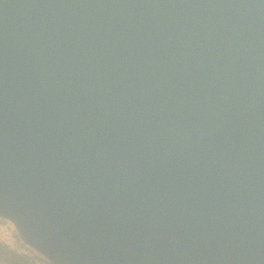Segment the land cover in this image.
Here are the masks:
<instances>
[{
    "label": "water",
    "instance_id": "water-1",
    "mask_svg": "<svg viewBox=\"0 0 264 264\" xmlns=\"http://www.w3.org/2000/svg\"><path fill=\"white\" fill-rule=\"evenodd\" d=\"M0 217L52 264H264V0H0Z\"/></svg>",
    "mask_w": 264,
    "mask_h": 264
},
{
    "label": "built area",
    "instance_id": "built-area-1",
    "mask_svg": "<svg viewBox=\"0 0 264 264\" xmlns=\"http://www.w3.org/2000/svg\"><path fill=\"white\" fill-rule=\"evenodd\" d=\"M0 246L11 254L26 259L33 258L40 261V264H52L44 257L39 255L35 250L26 245L16 234L12 223L5 218L0 217Z\"/></svg>",
    "mask_w": 264,
    "mask_h": 264
},
{
    "label": "rangeland",
    "instance_id": "rangeland-1",
    "mask_svg": "<svg viewBox=\"0 0 264 264\" xmlns=\"http://www.w3.org/2000/svg\"><path fill=\"white\" fill-rule=\"evenodd\" d=\"M12 225L14 226L13 223H12ZM14 229H15V226H14ZM15 231H16V229H15ZM16 234H17V231H16ZM0 251H4V249H0ZM19 258L20 259H15L14 263H12V264H40V261H39L40 259L38 260V258L37 259L36 258L35 259H33V258L26 259L24 257H19ZM0 264H11V263L5 262L3 259L0 258Z\"/></svg>",
    "mask_w": 264,
    "mask_h": 264
},
{
    "label": "trees",
    "instance_id": "trees-1",
    "mask_svg": "<svg viewBox=\"0 0 264 264\" xmlns=\"http://www.w3.org/2000/svg\"><path fill=\"white\" fill-rule=\"evenodd\" d=\"M0 249H3V248L0 246ZM0 258L3 259L5 262H9L11 264L14 263L15 259H20L15 254H11L6 250L0 251Z\"/></svg>",
    "mask_w": 264,
    "mask_h": 264
},
{
    "label": "crops",
    "instance_id": "crops-1",
    "mask_svg": "<svg viewBox=\"0 0 264 264\" xmlns=\"http://www.w3.org/2000/svg\"><path fill=\"white\" fill-rule=\"evenodd\" d=\"M30 247V246H29ZM31 248V247H30ZM33 249V248H32ZM34 250V249H33ZM36 251V250H35ZM37 252V251H36ZM38 253V252H37ZM39 254V253H38ZM40 255V254H39ZM42 256V255H41ZM43 257V256H42Z\"/></svg>",
    "mask_w": 264,
    "mask_h": 264
}]
</instances>
